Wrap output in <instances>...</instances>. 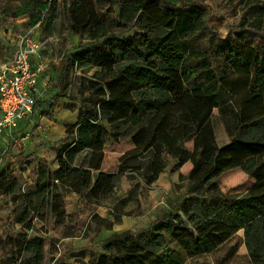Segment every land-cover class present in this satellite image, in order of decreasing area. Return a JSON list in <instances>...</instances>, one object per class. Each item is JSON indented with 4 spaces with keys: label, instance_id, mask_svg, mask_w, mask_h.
<instances>
[{
    "label": "trees",
    "instance_id": "trees-1",
    "mask_svg": "<svg viewBox=\"0 0 264 264\" xmlns=\"http://www.w3.org/2000/svg\"><path fill=\"white\" fill-rule=\"evenodd\" d=\"M208 1L3 0V13L29 18L28 27L43 16L51 21L62 10L69 31L91 40L67 55L60 75L68 77L70 69L84 73L82 105L76 122L67 128L74 141L58 155L59 167L43 160L34 182L26 186L9 167L0 171V195L20 200L15 224L33 230L34 220L45 221L50 206L62 222L69 217L66 192L100 203L128 173L152 184L167 167L165 156H171L176 161L173 171L192 163L190 173L180 175L188 180L180 212L166 213L138 233L113 234L104 246L106 253L80 264H183L187 256L215 250L240 229L255 264H264V116L241 123L232 103L222 106L219 115L230 138L227 148L219 147L213 116L203 123V105L220 107L222 80L234 73L223 55L225 39L210 19ZM241 5L226 48L253 49L250 92L264 98V0H241ZM197 109L204 115L196 125L189 120ZM124 141L134 148L120 157L118 171L102 170L105 149ZM86 150L89 153L78 163V155ZM237 168L255 185L244 193L226 194L218 177ZM16 240L26 256L9 262L45 263L42 236L30 237L24 230Z\"/></svg>",
    "mask_w": 264,
    "mask_h": 264
},
{
    "label": "rangeland",
    "instance_id": "rangeland-1",
    "mask_svg": "<svg viewBox=\"0 0 264 264\" xmlns=\"http://www.w3.org/2000/svg\"><path fill=\"white\" fill-rule=\"evenodd\" d=\"M56 1L58 4L61 3V0ZM2 5L3 0H0V61L13 57L20 36L29 25V18L25 16L13 18L5 15ZM207 5L212 23L216 25L220 35L225 39L222 52L225 59L232 65L234 73L222 80L225 92L219 97L220 107L203 105L206 111L203 123L207 118L213 116L219 147L227 148L230 145V138L219 115V109L228 103H232L236 108L240 122L248 123L264 116V98L263 94L253 97L250 92V67L254 56L253 49L242 45H237L233 50L226 48L233 37L235 26L240 20L241 0H209ZM39 23L42 39L46 41L45 49L42 51V59L44 61L50 60L46 63L52 67L53 71H65L67 55L71 51L91 44L87 35L73 34L69 31L67 19L62 10H58L51 21L43 16ZM132 32H127L124 36L132 34ZM67 71L68 77L57 76L56 82L51 85L52 92L46 93L45 97L40 96L38 99L39 115L51 117L57 107H64L73 111L82 105L80 77L84 73L75 69ZM93 71L95 70H92L90 74ZM54 92L55 94H53ZM200 95L198 99L205 101L204 96L201 97ZM63 97L67 99V102L62 100ZM203 115L204 112L197 109L189 121L197 125ZM132 146L130 141L110 144L106 148L107 154L104 158L103 168L107 171L117 172L121 153L129 151ZM192 146V142H189L188 147L192 148ZM165 160L167 162L166 169L160 175V179L152 184H147L143 178L128 173L118 179L113 194L100 203H94L85 197H81L82 204L78 211L69 215L62 222L56 221L55 227L44 238L46 242L44 264L90 262L106 253L104 246L113 234L122 233L125 230L138 233L143 229L150 228L166 213L180 212L188 188V180H181L180 175L187 176L192 168V163L187 162L178 170L173 171L175 159L165 156ZM20 179L26 186L24 178L20 177ZM217 181L226 194L244 193L255 185V180L239 168L224 172ZM69 194L71 193L66 192L65 194V205L69 200L67 198L70 196ZM19 206L20 200L14 202L12 196H8V201L0 207L3 211L0 219L6 233L5 244L0 243L8 261L11 257L20 256L22 258L26 256L25 251L16 240L19 233L25 230L30 237H34L35 235L43 236L47 232V228L43 226L40 220H34L33 230H23L20 225L15 224V210L19 209ZM95 216L99 218H95ZM174 240L176 245L178 239ZM225 254L226 251L223 250L219 255L221 257ZM213 260L216 264V258ZM205 261L207 262L208 259L202 258L196 263H206ZM119 264L128 263L122 261ZM136 264L150 263L139 261Z\"/></svg>",
    "mask_w": 264,
    "mask_h": 264
},
{
    "label": "crops",
    "instance_id": "crops-1",
    "mask_svg": "<svg viewBox=\"0 0 264 264\" xmlns=\"http://www.w3.org/2000/svg\"><path fill=\"white\" fill-rule=\"evenodd\" d=\"M36 63L34 58L33 64L35 65ZM47 66L45 70L48 71H43L39 75L38 86L41 97H45L46 93L52 92L51 85L56 82V77L60 76L62 73V71H53L50 65ZM55 92L53 94H55ZM62 100L67 102L65 97H63ZM77 115V109L71 111L64 107H57L51 117H46L39 115L37 107L36 113H34L33 116L22 119L18 123V126L13 129H5L0 135V171L9 167L13 170L15 176L24 178L25 184L31 185L35 180V174L38 172L43 160H46L53 168L59 167L58 155L70 147L74 141V137L67 134V128L76 122ZM133 148L134 144L132 146V149ZM88 153V150L80 153L77 157L78 163H82ZM125 153L126 152H123L121 154L124 155ZM106 154L107 150L105 149V156ZM27 160H29V162H26ZM102 170H105L103 168V163ZM107 172L116 173L115 171ZM69 193L71 194L67 196L69 200L65 205L67 215L77 212L82 204L81 195L75 192ZM7 201V196L0 195V207ZM1 214H3V211L0 208V217L2 216ZM56 221L57 216L50 206L47 209L46 219L42 222L43 226L47 228V232L42 236L43 238L55 227ZM5 236V227L0 219V240L2 244L6 242ZM223 250L226 251V254L220 257L219 254H221ZM202 258H206L208 261L199 264H214V258H216V264H255V259L249 253L245 243L244 229L238 230L232 237L211 252L192 257L187 256L183 264H191L192 262L197 264L196 262ZM0 264H14L13 262H9L6 258L1 243Z\"/></svg>",
    "mask_w": 264,
    "mask_h": 264
},
{
    "label": "built area",
    "instance_id": "built-area-1",
    "mask_svg": "<svg viewBox=\"0 0 264 264\" xmlns=\"http://www.w3.org/2000/svg\"><path fill=\"white\" fill-rule=\"evenodd\" d=\"M45 45L40 23L27 27L13 57L0 61V135L36 113L40 97L39 75L47 67L42 59Z\"/></svg>",
    "mask_w": 264,
    "mask_h": 264
}]
</instances>
